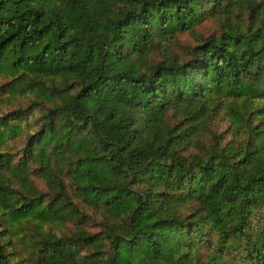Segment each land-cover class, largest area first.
<instances>
[{
    "label": "trees",
    "instance_id": "trees-1",
    "mask_svg": "<svg viewBox=\"0 0 264 264\" xmlns=\"http://www.w3.org/2000/svg\"><path fill=\"white\" fill-rule=\"evenodd\" d=\"M241 4L264 0H0V73L54 99L20 163L38 159L52 194L2 180L0 212L81 222L63 173L118 214L102 235L77 222L46 232L41 263L264 264V16L232 22ZM208 16L222 17L220 32L173 48ZM23 112L0 115V141ZM8 160L0 150V167ZM2 237L0 225L10 264Z\"/></svg>",
    "mask_w": 264,
    "mask_h": 264
},
{
    "label": "rangeland",
    "instance_id": "rangeland-1",
    "mask_svg": "<svg viewBox=\"0 0 264 264\" xmlns=\"http://www.w3.org/2000/svg\"><path fill=\"white\" fill-rule=\"evenodd\" d=\"M262 16H264V7L250 8L247 4H241L232 9L230 20L245 25L254 19L257 24ZM222 22L221 16L205 17L190 28L175 33L171 37L173 48H178V44H195L201 37L220 32ZM14 78L15 76L10 74L0 73V115L16 109H22L24 117H20L16 121L18 126L21 127L20 130L14 136L4 135L0 141V150L9 155V160L0 167V181L3 180L5 183L2 182L11 191H19L20 194L30 196L42 194L44 197H48L52 194V186L51 182H48L41 172L40 161L31 156L27 157L26 163H20L27 153V141L36 135L40 127V117L45 106L49 105V102L54 99H49L50 101L46 100L28 88H22L20 84L13 83ZM167 118L169 121H173L169 113H167ZM224 124V121H218L217 130L223 129ZM208 142L207 138L205 143ZM195 150L197 151L198 147L197 144L193 143L184 152L189 153ZM60 175L67 185L71 200L76 203L84 215L83 220L77 222L68 218L63 222L54 219L40 227L35 218L10 217L8 213L3 214L0 212V225L1 227L6 226L10 232V238H1L6 243L7 250L9 251L10 264H43L40 262L36 252L40 244L39 241L45 236L46 232H50L56 236L60 234L67 235L75 229L77 222L81 227L102 235L106 230V226L117 220L118 214L114 213L111 209L91 204L81 196L75 194L74 190L70 187V178L63 173H60ZM86 249L84 248L82 253H87L88 250Z\"/></svg>",
    "mask_w": 264,
    "mask_h": 264
}]
</instances>
